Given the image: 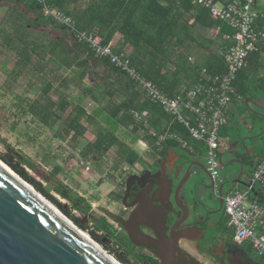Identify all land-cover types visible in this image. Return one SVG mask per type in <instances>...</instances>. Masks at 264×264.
Wrapping results in <instances>:
<instances>
[{
  "label": "trees",
  "instance_id": "1",
  "mask_svg": "<svg viewBox=\"0 0 264 264\" xmlns=\"http://www.w3.org/2000/svg\"><path fill=\"white\" fill-rule=\"evenodd\" d=\"M14 1L17 6L12 10L16 15L12 26L19 34V42L13 49L20 54L26 64L35 63L31 57L32 53L38 59L39 56L42 57L40 59L46 56L50 65L54 64L50 69L53 70L52 78L54 75V79L58 71H73L74 73L68 77V80L65 76L60 78V86L66 89L71 84L73 87L82 89L81 96L76 98L78 102L65 115V111L71 105L69 95L63 92L60 100H50L47 93L53 87L52 83L39 75V78L45 82L41 90V99L29 102L26 112L42 125L51 129L55 128L58 138L65 140L70 137L69 139L75 142L86 129L81 120L85 117L91 123L97 122L100 117L101 122L98 123L94 140L88 141L80 149V154L84 158L100 159L110 148L116 146L117 155L123 163L134 164L139 160L137 152L126 145L116 134L118 126L130 127L134 140H145L153 150L162 147L174 148L179 145L176 140H167L158 147L154 146L157 138L148 133L143 122L140 126L134 124L129 114V110L132 109L138 111L142 119L157 134L169 132L178 135L179 131L183 130L189 136L184 125L173 120L172 116L166 114L161 106L144 97L143 92L130 80L124 70L110 62L108 58L95 54L85 43L77 41L64 26L57 24L53 19L47 17L49 20H45L37 0ZM82 1L49 0V3L70 16L78 30L98 35L103 45L112 42L113 54L127 58L143 77L170 96L178 93L183 87L189 88L196 82L199 78V71L203 67L210 74H223L227 71L223 62V51L229 43L220 34L217 37L209 35L218 26L225 33L231 32V28L223 22L212 19L207 9L193 5L191 0H87L84 4ZM214 1L226 5L233 0ZM261 11L262 17L259 18L258 25L264 28V7ZM27 12L33 14L29 19ZM41 20L53 24L61 30V34L50 38L48 42H42L36 38L31 40L28 27L35 28L41 25ZM116 35L118 40L114 42ZM32 41L34 45L31 44ZM193 48L197 50V58L191 61L190 58L194 56ZM46 64L47 62L43 69L36 67V71L43 73ZM97 69L102 71L99 80L90 81V85L86 86L85 78L89 75H96ZM233 86L235 88L233 97L240 98L245 110H248L245 105L247 97L264 99V39L259 44L258 50L251 52L248 56L247 65L236 73ZM115 94L121 97L120 100L110 101L108 97ZM86 96L91 97L95 103H99L91 113H88L85 106L81 104ZM43 98L45 102H42ZM105 98L108 100L105 101ZM103 110L106 114H103ZM250 113L253 122L258 116V121L261 123L255 127L249 121L248 129L244 127L241 130L243 133H240L236 139H241L245 134L256 135L263 129V117L251 111ZM242 115L243 113L240 112L239 116ZM139 130H142L140 136L137 134ZM245 130L247 131L244 134ZM251 140L258 141L257 160H259L264 156V133ZM199 145L201 146V143ZM198 149L204 154L205 148L201 146ZM0 158L43 197L69 216L75 224H79L64 205L49 192V189H52L51 191L65 196L69 190L67 185L56 181L49 187H44L27 172L24 167L25 161H9L1 153ZM54 170L57 173L59 168L55 166ZM253 191L256 194L250 193V199L264 208V191L259 186H256ZM87 205L89 208V204ZM100 219V227H107L106 219L104 217ZM107 233L115 238L119 246H125L123 239L116 237L109 228H107ZM92 237L101 242L97 236L92 234ZM118 255L116 258L126 264L121 258L124 257V252ZM260 258L263 259V257ZM133 264L136 263L133 262Z\"/></svg>",
  "mask_w": 264,
  "mask_h": 264
},
{
  "label": "rangeland",
  "instance_id": "2",
  "mask_svg": "<svg viewBox=\"0 0 264 264\" xmlns=\"http://www.w3.org/2000/svg\"><path fill=\"white\" fill-rule=\"evenodd\" d=\"M86 1L87 0H83L82 4ZM258 2L257 8L262 9L264 7V0H258ZM16 6L17 4L14 0H0V153L7 157L9 161H25L24 167L27 172L44 187H49L51 183L53 184L56 181L67 185L69 190L65 193V196L51 191L52 189H49V192L64 205L73 219L75 218L78 220L79 224H76L78 227L83 229L92 239L93 234L101 240V242H98L93 239L94 241L99 243L115 258L119 256L118 254L121 255L124 252V257L121 258L125 260L126 264H133L135 259L130 255V247L127 244L124 247L121 245L119 246L115 238H112L113 236L111 237V235L107 233V228L112 231L111 225L113 227L115 225L103 211V208L114 207V204L108 199L107 195L111 188L112 170L115 169L116 165H126V163H123L119 159L116 146L110 148L100 159L95 158V160H91L90 157L84 158L80 154V149L88 141L94 140L98 123L101 122L100 117L97 122L91 123L84 117L81 122L86 127L85 132L77 141L73 142L69 139L70 137L61 140L55 134V128L51 129L50 127L42 125L26 112V107L29 102L34 99H41V90L45 82L39 78V75L52 83L53 87L47 93V97L50 100H60L64 94L63 92L69 95L71 105L65 111V115L78 102L76 98L81 96L82 89L73 87L71 84L66 89L60 86V78L65 76L68 80V77L74 73L73 71H58L54 79V75L52 78L53 70H50L51 66H54V64L51 63L52 65H50L46 56L44 59H40L42 57L39 56L38 59V57L32 53L31 57L35 63L26 64L21 59L20 54L13 49L19 42V34L15 31L14 26H12L15 21L14 17L16 16L12 10L15 9ZM27 15L28 19L33 16L31 12H27ZM44 19L49 20L47 17H44ZM41 22L42 24L35 26V28L28 27L31 33V40L36 38L42 42H48L50 38L58 37V35L61 34V30L56 28L53 24L45 22L44 20H41ZM17 28H19V26H17ZM209 36L213 37L212 32ZM115 38H118L117 35ZM113 40L116 42L118 39ZM31 44L34 45L35 43L32 41ZM193 51L194 56L192 59H196L197 50L193 48ZM45 62H47V64L45 65L44 72H37L36 67L43 69ZM101 73L102 71L97 69L96 75H89L88 78H85L84 84L88 86L90 85V81H98ZM108 98L112 102H118L121 97L115 94ZM44 100L43 98L42 102H45ZM82 100L81 104L85 106L88 113H91L97 104L99 105V103H95L89 96H86ZM107 100L108 99L105 98V101ZM257 100L264 105V99L258 98ZM259 110L260 112L258 113L254 110L256 112L254 113L256 115H263L264 109L260 108ZM102 112L106 114L105 110ZM240 112L243 113L241 117L239 116ZM227 117V124L221 128L219 133L221 147L229 145L233 140L235 141L237 136L243 133L241 130H243L244 127L248 129L249 121H251V124L255 127L261 123L258 121V116H256V120L253 122L250 111L243 109L240 98L237 99L236 97H233L229 103ZM262 120L264 122V118ZM57 126L59 125L57 124ZM246 131L247 130L244 131V134ZM141 133L142 130L137 131L139 136ZM116 134L126 145L130 146L137 153L147 152L145 151L144 145H142L139 140H134L130 127L124 128L118 126ZM178 135L184 138L192 148H201L199 143L188 136L185 131H179ZM244 136H248V134ZM246 141L251 142L250 139ZM178 148L181 151L185 150V147H182L180 143ZM221 155L224 160L231 156L227 151ZM144 156L146 158L148 157V155ZM0 160L2 159L0 158ZM55 166L60 170H58L57 173H55L54 170ZM221 173L223 172L220 168L219 174L221 175ZM190 189L191 182H185L182 195L187 198L190 204L194 205L193 214H195L202 211V208L199 203L191 197L192 193ZM233 189H240V187L235 186ZM87 204H89V208ZM244 205L247 206V203L244 202ZM64 215L73 222L69 216L66 214ZM101 217L106 219L108 223L107 227H100Z\"/></svg>",
  "mask_w": 264,
  "mask_h": 264
},
{
  "label": "flooded vegetation",
  "instance_id": "3",
  "mask_svg": "<svg viewBox=\"0 0 264 264\" xmlns=\"http://www.w3.org/2000/svg\"><path fill=\"white\" fill-rule=\"evenodd\" d=\"M252 100L261 107L249 103V111L258 113L260 108L264 109L259 100ZM235 142L239 143L240 139L224 146L219 155L224 151L244 154L233 153L228 159H222L223 163L240 160L242 173L240 175V165L233 163L235 169L228 179L225 169L220 167L223 173L216 187L207 171L204 172L207 167L202 151L192 154L179 150L178 146L158 150L151 148L149 152L137 153L139 160L134 164L115 166L107 193L114 207L103 208V211L115 225V228L111 225L114 235L130 247V255L136 264H264L249 242L235 241V230L228 225L224 207L220 213L206 216L207 212L218 208L220 197L225 202L226 195L235 186L244 188L232 181L238 178L240 182L247 181L253 165L258 161V141H245L246 150ZM195 173L201 174L200 177H196ZM185 175H188L186 182H191V197L202 208L195 214L194 205L182 195L184 183L177 189ZM211 200L213 205L209 204ZM125 223L130 224V236ZM189 227L200 228L202 237L194 240L184 237L183 232ZM132 236L143 244L134 243Z\"/></svg>",
  "mask_w": 264,
  "mask_h": 264
},
{
  "label": "built area",
  "instance_id": "4",
  "mask_svg": "<svg viewBox=\"0 0 264 264\" xmlns=\"http://www.w3.org/2000/svg\"><path fill=\"white\" fill-rule=\"evenodd\" d=\"M37 1L43 16L64 26L77 41L85 43L98 56L106 57L119 66L143 92L148 101L161 106L173 120L185 126L189 136L205 148L207 171L216 187L217 182L220 181L219 153L224 147L220 145L219 133L227 123L228 106L235 95L233 81L236 73L247 65L250 53L258 50L259 44L264 39V28L258 25V20L262 17L261 9L257 8L259 2L233 0L224 5L214 0H191L193 5L207 9L212 19L223 22L231 28L232 31L229 33L222 32L220 26L211 31L213 37L220 34L229 43L223 51V62L227 71L223 74H210L203 67L199 71L196 82L189 88L183 87L178 93L170 96L143 77L127 58L113 54L112 42L103 45L98 35L78 30L74 20L50 5L49 0ZM190 60L192 61V58ZM129 114L134 124L140 126L143 122L148 133L157 138L154 146L158 147L167 140H176L188 151L199 152V149L195 150L174 133L157 134L142 119L138 111L132 109L129 110ZM139 142L144 145L145 151L151 150L148 142L143 139ZM248 180L247 187L234 189L226 195L224 212L229 219L228 225L235 230V241L249 242L257 256L264 257V208L249 197L256 186L264 191V156L256 162Z\"/></svg>",
  "mask_w": 264,
  "mask_h": 264
},
{
  "label": "water",
  "instance_id": "5",
  "mask_svg": "<svg viewBox=\"0 0 264 264\" xmlns=\"http://www.w3.org/2000/svg\"><path fill=\"white\" fill-rule=\"evenodd\" d=\"M249 103L256 107H261L257 101L247 97L245 105L248 107ZM263 133L264 127L258 134L244 136L239 143L235 142L234 144H240L242 149L246 150L245 141L257 138ZM224 153L225 151L221 154ZM227 153L230 155L233 153L244 155L236 151ZM221 154L218 160L220 167L225 169L226 178L230 179L234 172L233 163L240 165L239 171L241 175L242 164L240 160L232 159L223 163ZM245 154L248 153L246 152ZM5 158L7 159V157ZM200 175L195 173L196 177H200ZM207 175L211 179L208 171ZM187 179L188 175H185L179 182L177 189ZM238 179L232 182L240 183L245 187L249 185V180L240 182ZM252 193L256 194L253 190ZM213 203L214 201L211 200L209 204L213 205ZM217 204L218 208L207 212L206 216L220 213L224 207V199L220 197ZM125 227L128 228L130 236V224L125 223ZM193 233H198V235ZM183 236L191 240L200 239L202 230L198 227H189L184 230ZM131 240L134 243L143 244L137 237L132 236ZM0 264L109 263L101 258L72 228L61 221L56 214L32 195L18 180L0 168Z\"/></svg>",
  "mask_w": 264,
  "mask_h": 264
},
{
  "label": "bare ground",
  "instance_id": "6",
  "mask_svg": "<svg viewBox=\"0 0 264 264\" xmlns=\"http://www.w3.org/2000/svg\"><path fill=\"white\" fill-rule=\"evenodd\" d=\"M0 168L3 169L6 173L10 174L16 180H18L32 195L37 197L45 206H47L54 214H56V216H58L61 221L72 228V230L107 263L122 264L118 259L108 253V251H106L99 243L94 241L86 232L83 231V229L69 220L55 205H53L50 201L43 197L42 194L36 191L32 185H30L28 182H25V180H23L2 160H0Z\"/></svg>",
  "mask_w": 264,
  "mask_h": 264
},
{
  "label": "crops",
  "instance_id": "7",
  "mask_svg": "<svg viewBox=\"0 0 264 264\" xmlns=\"http://www.w3.org/2000/svg\"><path fill=\"white\" fill-rule=\"evenodd\" d=\"M114 39H117V38H114ZM226 124H227V123H226ZM224 126H225V125H224ZM224 126H223V127H224ZM240 140H241V139H240ZM185 150H187V149H185ZM188 152H190V151H188ZM190 153H192V152H190ZM192 154H195V152H193Z\"/></svg>",
  "mask_w": 264,
  "mask_h": 264
}]
</instances>
